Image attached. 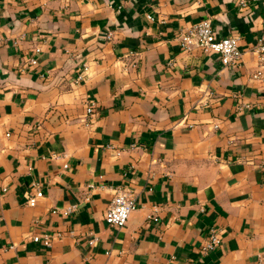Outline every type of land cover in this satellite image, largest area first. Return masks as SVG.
Masks as SVG:
<instances>
[{"label": "crops", "instance_id": "crops-1", "mask_svg": "<svg viewBox=\"0 0 264 264\" xmlns=\"http://www.w3.org/2000/svg\"><path fill=\"white\" fill-rule=\"evenodd\" d=\"M237 2L0 0V264H264V0ZM202 20L239 68L179 48Z\"/></svg>", "mask_w": 264, "mask_h": 264}, {"label": "built area", "instance_id": "built-area-1", "mask_svg": "<svg viewBox=\"0 0 264 264\" xmlns=\"http://www.w3.org/2000/svg\"><path fill=\"white\" fill-rule=\"evenodd\" d=\"M248 0H238L237 5L240 8L246 6ZM262 32L256 39L255 44L251 48V52L256 55V70L250 76L253 81L264 80L262 70L264 69V17L261 20ZM179 48L182 51L190 49H197L202 52H210L215 54L220 65L224 68L237 69L241 64V52L237 48V39L233 37L218 38L213 32L209 20H202L196 25L181 30L177 37ZM2 38L0 37V44ZM37 50H35L36 52ZM30 65H35L33 59L29 60ZM86 67L82 65V72L77 74L74 78V83L82 80ZM94 109V104L88 103L85 108L86 115H90ZM215 128V127H213ZM7 137L8 134H5ZM65 168V165L63 166ZM33 193L25 196V204L28 207H33L37 200L42 198V193L36 183H31ZM72 208H67L61 212L65 216ZM136 209L133 197L125 190L115 189L114 195L103 213V222L114 228H122L130 214ZM156 221L155 217H148ZM59 236L58 234L56 235ZM34 242L38 241V237L32 239ZM43 243L49 244V236L43 235ZM220 245L218 231L214 228L209 229L206 239L200 247L201 253H207Z\"/></svg>", "mask_w": 264, "mask_h": 264}]
</instances>
